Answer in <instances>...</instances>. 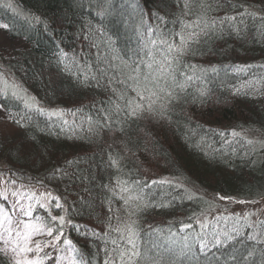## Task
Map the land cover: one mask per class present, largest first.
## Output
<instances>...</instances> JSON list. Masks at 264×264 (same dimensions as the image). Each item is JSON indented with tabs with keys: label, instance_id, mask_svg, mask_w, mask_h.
<instances>
[{
	"label": "trees",
	"instance_id": "obj_1",
	"mask_svg": "<svg viewBox=\"0 0 264 264\" xmlns=\"http://www.w3.org/2000/svg\"><path fill=\"white\" fill-rule=\"evenodd\" d=\"M14 3L0 23L25 44L0 68L40 105L0 86L1 170L53 195L42 264L65 240L81 264H264V218L199 232L218 195L264 196V0Z\"/></svg>",
	"mask_w": 264,
	"mask_h": 264
},
{
	"label": "rangeland",
	"instance_id": "obj_2",
	"mask_svg": "<svg viewBox=\"0 0 264 264\" xmlns=\"http://www.w3.org/2000/svg\"><path fill=\"white\" fill-rule=\"evenodd\" d=\"M0 3L9 4L17 8L14 0H0ZM0 26H2L1 23ZM24 44L22 39L8 35L0 27V54H8L13 47L23 46ZM1 64L2 60L0 59ZM1 68L0 86L3 90L7 89L11 94H16L28 102L40 105L39 100L34 97L33 93L11 75L6 67L1 66ZM0 117H7V113L1 104ZM5 128L9 131L12 129L10 125L5 126ZM3 166L4 163L0 159V252L8 256L11 264H17V261L20 264H27V261H35L36 264H42L38 252L46 249L48 246H55L57 241L47 234L48 227L45 225L42 215L36 214L35 217L33 211L39 204L44 205L43 207L48 209L53 195L47 189L8 180L1 170ZM209 195L213 196L211 193ZM214 200H216L215 210L210 212L208 219L204 221L206 230L199 231L202 234L208 230L207 228L210 226L211 219L216 213L250 215L255 220L264 218V196L254 199H244L239 196L229 198L218 195ZM25 212H30L31 215H25ZM25 224L41 229L39 233L33 232L31 240L28 242V246L33 249L32 252L19 251L20 247L24 246V241L21 237L25 232L32 231L31 228L25 229ZM200 228L203 229V226H200ZM18 232L20 233L19 236L17 235ZM37 243L40 244L39 250H36ZM13 249H16V251H13ZM71 251L69 243H65L59 253L58 264H81L74 259Z\"/></svg>",
	"mask_w": 264,
	"mask_h": 264
},
{
	"label": "snow or ice",
	"instance_id": "obj_3",
	"mask_svg": "<svg viewBox=\"0 0 264 264\" xmlns=\"http://www.w3.org/2000/svg\"><path fill=\"white\" fill-rule=\"evenodd\" d=\"M0 27H7V26L3 25V26H0ZM177 36L179 37V45H176L175 43L167 44L168 53L170 54L172 52H176L179 55H183L184 52L186 51V45L188 44V40L190 39V37L186 38L181 33H177ZM164 43H167V42H164ZM168 60H169V56L165 55V62H168ZM151 67L152 66L150 64L149 68H151ZM157 71H159L161 74H163L164 72L167 71V69L164 67V64H161L159 66V68L157 69ZM145 90H147V89H145ZM133 91H135L136 94L141 97V99L145 98L143 96L142 92L139 90V87L134 88ZM150 95L155 96L156 93L155 92H151ZM151 103H155V101H152ZM140 107H141V105H139V104L136 105V108H140ZM149 107H151V104L149 105ZM133 114H135V109H133ZM222 199H224V197H222ZM43 206L44 205H41V207H43ZM56 207H60V205L57 203ZM25 215H31V213L30 212H25ZM51 219H52V221H56L57 217H51ZM59 220H60V222L62 224L63 221H64V218L63 217H59ZM24 228L25 229L31 228L32 231L25 232L24 235L21 237V239L24 241V246L20 247L19 251L20 252H32L33 249L28 246V242L31 240L33 232L39 233V232H41V229L36 228L35 226H32V225H28V224H25ZM47 234L49 236L53 235V229L51 227L47 228ZM17 235L19 236L20 233L18 232ZM61 236H62V232H58V234L54 237V239L57 242H59ZM64 243H70V242L65 240ZM128 243L131 244L133 248L135 247L134 242L131 239L128 240ZM39 249H40V244L37 243L36 244V250H39ZM13 251H16V249H13ZM124 255H125L124 252H120L119 253V256H120L121 260H123ZM132 255H139V253L132 252ZM17 264H20V262L17 261ZM27 264H36V262L35 261H27Z\"/></svg>",
	"mask_w": 264,
	"mask_h": 264
}]
</instances>
